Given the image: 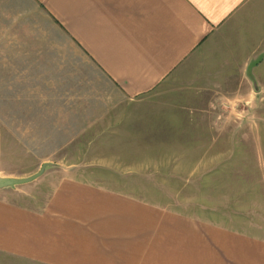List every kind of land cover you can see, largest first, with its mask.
<instances>
[{"label": "crops", "instance_id": "crops-1", "mask_svg": "<svg viewBox=\"0 0 264 264\" xmlns=\"http://www.w3.org/2000/svg\"><path fill=\"white\" fill-rule=\"evenodd\" d=\"M29 1L137 106L194 57L209 58L229 90L242 77L251 105L264 107V0ZM149 102L155 132L186 126L181 101ZM244 139L257 145L264 187V131ZM92 169H69L46 190L0 188V253L35 264H264V223L181 213Z\"/></svg>", "mask_w": 264, "mask_h": 264}, {"label": "rangeland", "instance_id": "rangeland-1", "mask_svg": "<svg viewBox=\"0 0 264 264\" xmlns=\"http://www.w3.org/2000/svg\"><path fill=\"white\" fill-rule=\"evenodd\" d=\"M34 6L0 0V175L27 176L46 163L38 178L16 186L38 191L69 169L89 167L181 213L264 223L259 151L244 139L264 131V107L251 105L242 77L229 90L226 76L211 75L209 58L192 57L137 106ZM150 100L184 103L180 133L172 124L155 132ZM0 264L35 263L0 253Z\"/></svg>", "mask_w": 264, "mask_h": 264}, {"label": "water", "instance_id": "water-1", "mask_svg": "<svg viewBox=\"0 0 264 264\" xmlns=\"http://www.w3.org/2000/svg\"><path fill=\"white\" fill-rule=\"evenodd\" d=\"M46 166L47 164L43 163L38 171L27 176L0 175V188L15 187L32 182L43 173Z\"/></svg>", "mask_w": 264, "mask_h": 264}]
</instances>
